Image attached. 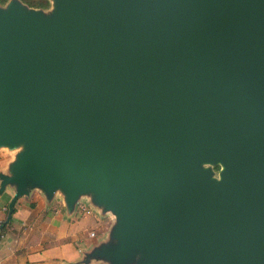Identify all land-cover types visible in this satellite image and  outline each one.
<instances>
[{"label": "water", "instance_id": "95a60500", "mask_svg": "<svg viewBox=\"0 0 264 264\" xmlns=\"http://www.w3.org/2000/svg\"><path fill=\"white\" fill-rule=\"evenodd\" d=\"M52 3L0 8L5 221L88 196L114 223L84 261L264 264V0Z\"/></svg>", "mask_w": 264, "mask_h": 264}, {"label": "crops", "instance_id": "0c3cea01", "mask_svg": "<svg viewBox=\"0 0 264 264\" xmlns=\"http://www.w3.org/2000/svg\"><path fill=\"white\" fill-rule=\"evenodd\" d=\"M4 150L0 148V172L6 173L13 155ZM13 193V186L0 193V264H107L95 259L84 261V257L108 241L112 215H101V209L84 196L68 211L60 193L46 197L32 188L15 200L5 221Z\"/></svg>", "mask_w": 264, "mask_h": 264}, {"label": "trees", "instance_id": "16d2710c", "mask_svg": "<svg viewBox=\"0 0 264 264\" xmlns=\"http://www.w3.org/2000/svg\"><path fill=\"white\" fill-rule=\"evenodd\" d=\"M7 0H0V4L5 3ZM19 2L25 5L27 8L33 9H47L50 5V0H19ZM215 171L218 170V167L215 166Z\"/></svg>", "mask_w": 264, "mask_h": 264}, {"label": "rangeland", "instance_id": "374dc122", "mask_svg": "<svg viewBox=\"0 0 264 264\" xmlns=\"http://www.w3.org/2000/svg\"><path fill=\"white\" fill-rule=\"evenodd\" d=\"M11 0H7L5 3H3V4H0V8H6V6H7V4L10 2ZM52 9H53V3H52V0H50V5H49V7L47 8V9H44L43 10V13H45V14H49L51 11H52ZM4 152L7 154V152H9L10 154H14V152H15V149H12V150H7V149H5L4 150ZM4 152H1L2 154L4 153ZM10 154H7V155H10ZM215 167V166H214ZM214 167H212V169H213V171L216 173V171H215V168ZM5 196H4V194L2 195V198H4ZM84 197H86V199H88L89 200V197L88 196H84ZM97 209H100V208H98L97 207ZM101 213V215H111L109 212H100Z\"/></svg>", "mask_w": 264, "mask_h": 264}, {"label": "built area", "instance_id": "2783aa9c", "mask_svg": "<svg viewBox=\"0 0 264 264\" xmlns=\"http://www.w3.org/2000/svg\"><path fill=\"white\" fill-rule=\"evenodd\" d=\"M86 212H88V211H86ZM90 235H93V233H92V232H90Z\"/></svg>", "mask_w": 264, "mask_h": 264}]
</instances>
